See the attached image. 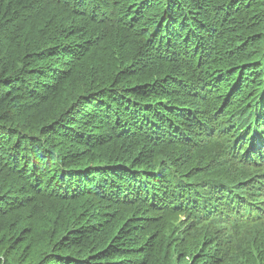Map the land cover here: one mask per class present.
<instances>
[{
  "label": "trees",
  "instance_id": "obj_1",
  "mask_svg": "<svg viewBox=\"0 0 264 264\" xmlns=\"http://www.w3.org/2000/svg\"><path fill=\"white\" fill-rule=\"evenodd\" d=\"M0 264H264V0H0Z\"/></svg>",
  "mask_w": 264,
  "mask_h": 264
},
{
  "label": "rangeland",
  "instance_id": "obj_2",
  "mask_svg": "<svg viewBox=\"0 0 264 264\" xmlns=\"http://www.w3.org/2000/svg\"><path fill=\"white\" fill-rule=\"evenodd\" d=\"M69 215V214H68ZM66 222V220H64V223ZM63 224V223H62ZM49 229H51V227L49 226ZM52 240L54 241V238L52 237Z\"/></svg>",
  "mask_w": 264,
  "mask_h": 264
}]
</instances>
